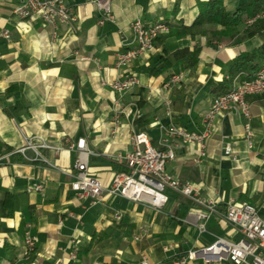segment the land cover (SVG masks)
Returning <instances> with one entry per match:
<instances>
[{
	"label": "crops",
	"instance_id": "1",
	"mask_svg": "<svg viewBox=\"0 0 264 264\" xmlns=\"http://www.w3.org/2000/svg\"><path fill=\"white\" fill-rule=\"evenodd\" d=\"M17 1L0 0V264H142L143 260L173 264L174 258L218 236L239 237L223 217L229 201L250 202L264 215V92L246 98L251 148L244 137V119L222 112L214 121L204 156L198 157L196 144H181L167 164L168 172L217 201L220 215L205 221V231L199 232L190 217L196 206L171 190L164 192L163 206L155 208L105 191L92 204L70 189L75 142L80 137L91 151L89 173L107 188L123 165L114 156L131 149L133 131L145 133L158 147L162 125L199 130L201 114L215 96L213 86L227 76V63L259 46L264 33L237 44L167 35L129 65L118 67L117 54L131 46L133 20L187 25L197 15V3L207 0H112L113 20L103 24L97 23L100 10L94 3L63 0L77 21L56 28L40 20H20L13 12ZM242 1L223 0V4L233 10ZM4 30L9 31L7 38ZM196 45L200 50L193 68L178 62L161 74H150L164 51ZM131 73L139 84L125 94L119 96L107 85ZM172 74L181 78L167 89L163 83ZM116 99L139 117L120 114L112 134ZM24 139L47 147L17 152ZM222 139L231 142L234 158L223 154ZM33 182L41 183L44 191L28 192ZM27 226L36 237L28 259L23 245ZM74 247L76 258L71 257Z\"/></svg>",
	"mask_w": 264,
	"mask_h": 264
},
{
	"label": "built area",
	"instance_id": "2",
	"mask_svg": "<svg viewBox=\"0 0 264 264\" xmlns=\"http://www.w3.org/2000/svg\"><path fill=\"white\" fill-rule=\"evenodd\" d=\"M96 5L100 10L98 24L113 20L110 13L112 0H87ZM14 14L20 20H40L56 28L57 24H73L77 21L74 10L67 6L63 0H18L13 9ZM264 16V12L246 20L251 24L256 18ZM130 47L117 54L118 67L129 65L139 54L147 52L154 47L155 39L161 34L169 32V26L165 20L159 19L153 23L145 24L139 18L130 24ZM4 37L9 36V31L2 32ZM179 74H172L163 83V87L169 89L180 81ZM103 83V82H102ZM139 84L138 76L134 73L122 78H115L107 85L119 96L125 94ZM264 92V64L250 80H241L236 77L229 90L214 96L207 108L201 114V127L197 131H187L177 125L167 124L160 126L158 147L153 146L143 132L133 131L129 137L131 149L124 154H116L115 160L126 167V171L116 173L109 187L104 188L101 181L89 173L87 156L91 152L85 145V138L80 137L75 142L77 151L73 164L74 172L70 189L75 192L78 199H90L96 204L103 198V192L109 196H117L132 201H145L155 208H160L167 200L164 193L171 190L175 194L189 199L196 207L189 212L199 232L205 231V221L213 216L220 215L217 201L205 198L199 194L194 184L179 179L167 171V164L174 160L175 151L181 144L194 143L198 146V157L205 155V147L208 138L212 135L216 117L226 112L244 119V137L248 147H252L250 128L251 115L247 96ZM169 103V101H168ZM120 114L139 117V114L120 103L114 101V116L112 119L111 133L117 130ZM40 147H47L42 143ZM30 140L24 139L17 152H23L26 148L36 149ZM223 154L233 156V148L230 141L221 140ZM28 192H43L41 183L33 182L27 186ZM224 219L237 230V239H228L218 236L215 240L202 247L188 250L181 256L173 259V264H187L201 260L205 263H219L229 261L232 264H264V215L258 212L256 206L247 201L231 200L225 205ZM118 218V216H117ZM140 236L136 235L135 240ZM24 257L28 259L35 250L36 237L31 233L29 226L23 233ZM77 247L72 250L71 257L76 258ZM142 264H149L146 260Z\"/></svg>",
	"mask_w": 264,
	"mask_h": 264
},
{
	"label": "trees",
	"instance_id": "3",
	"mask_svg": "<svg viewBox=\"0 0 264 264\" xmlns=\"http://www.w3.org/2000/svg\"><path fill=\"white\" fill-rule=\"evenodd\" d=\"M197 7V15L190 24L181 23L175 26L165 20L169 26V32L159 35L154 44L162 41L167 35L179 38L205 36L208 41L229 40L237 44L245 38L264 33V17L256 18L251 24L245 25L246 19L264 10V0H243L233 10H228L223 0L198 2ZM199 50V46L196 45L192 49L180 47L170 52L164 51L150 67L149 72L152 75L161 74L178 62L184 68L191 69L198 61ZM262 64H264V40L256 48L239 53L227 63V76L212 88L215 96L227 92L236 77L241 80H250ZM126 170L123 165L117 168L118 172Z\"/></svg>",
	"mask_w": 264,
	"mask_h": 264
},
{
	"label": "rangeland",
	"instance_id": "4",
	"mask_svg": "<svg viewBox=\"0 0 264 264\" xmlns=\"http://www.w3.org/2000/svg\"><path fill=\"white\" fill-rule=\"evenodd\" d=\"M262 12V11H261ZM263 12H264V10H263ZM264 17V16H263ZM260 18H262V17H260ZM247 20V19H246ZM245 25H249L248 23H245ZM224 41H227V40H224Z\"/></svg>",
	"mask_w": 264,
	"mask_h": 264
}]
</instances>
